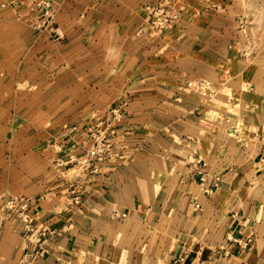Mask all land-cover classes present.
<instances>
[{
	"label": "crops",
	"instance_id": "0c3cea01",
	"mask_svg": "<svg viewBox=\"0 0 264 264\" xmlns=\"http://www.w3.org/2000/svg\"><path fill=\"white\" fill-rule=\"evenodd\" d=\"M51 1L59 37L0 0V193L35 227L0 204V264H264V0ZM114 105L116 153L57 166Z\"/></svg>",
	"mask_w": 264,
	"mask_h": 264
},
{
	"label": "built area",
	"instance_id": "2783aa9c",
	"mask_svg": "<svg viewBox=\"0 0 264 264\" xmlns=\"http://www.w3.org/2000/svg\"><path fill=\"white\" fill-rule=\"evenodd\" d=\"M37 5L42 7L43 17L37 22V25L47 26L53 31L54 36H60V30L58 25L51 24L52 17V1L51 0H37ZM154 16L152 22L159 26H167L177 19L178 12L172 11L164 5L158 6L154 9ZM122 118V110L118 105L111 106L104 116H98L92 124L88 126L89 136L91 137V143L86 148L83 155H72L68 159L64 160L58 157L55 160L57 166L64 164L74 165L77 167H83V172L92 170L94 167L92 161L94 158L111 156L116 152L113 150V134L116 130V123ZM77 126L74 124L71 129H75ZM68 165V166H69ZM95 168V167H94ZM68 196L73 202H80L82 198L81 194V181L77 178L71 179L68 184ZM31 197L23 194H2L0 195V204L5 208L14 211L20 220L22 221L24 228L35 229L33 223V214L31 208ZM35 254L31 251H24L22 257L19 260V264H28ZM169 264H181L180 261L174 260Z\"/></svg>",
	"mask_w": 264,
	"mask_h": 264
},
{
	"label": "rangeland",
	"instance_id": "374dc122",
	"mask_svg": "<svg viewBox=\"0 0 264 264\" xmlns=\"http://www.w3.org/2000/svg\"><path fill=\"white\" fill-rule=\"evenodd\" d=\"M2 194H7V193H0V195H2ZM123 215H125V212H122V216H123Z\"/></svg>",
	"mask_w": 264,
	"mask_h": 264
}]
</instances>
